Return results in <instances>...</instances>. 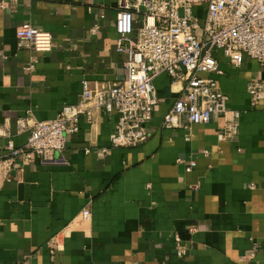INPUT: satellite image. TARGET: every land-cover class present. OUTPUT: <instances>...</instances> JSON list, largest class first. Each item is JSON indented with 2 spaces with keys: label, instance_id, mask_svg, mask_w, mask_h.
Wrapping results in <instances>:
<instances>
[{
  "label": "crops",
  "instance_id": "obj_1",
  "mask_svg": "<svg viewBox=\"0 0 264 264\" xmlns=\"http://www.w3.org/2000/svg\"><path fill=\"white\" fill-rule=\"evenodd\" d=\"M118 1L0 0V128L17 147L29 136L18 133L19 119L53 120L79 103L85 82L125 78ZM24 25L52 34L53 50L21 44ZM214 55L229 109L243 113L233 140H221L223 118L164 128L185 96L184 84L166 73L154 81L159 103L144 145L113 148L119 114L101 109L93 124L81 118L53 163H10L1 139L0 264H264V99L255 108L248 92L264 67L246 56L235 68L222 52Z\"/></svg>",
  "mask_w": 264,
  "mask_h": 264
},
{
  "label": "built area",
  "instance_id": "obj_2",
  "mask_svg": "<svg viewBox=\"0 0 264 264\" xmlns=\"http://www.w3.org/2000/svg\"><path fill=\"white\" fill-rule=\"evenodd\" d=\"M138 17L141 27L136 29ZM116 31L117 52L126 56L125 78L110 86L85 82L79 103L65 105L53 120L31 126L19 119L18 133L29 134L24 147L15 145L6 126L0 128L8 162H55V155L67 148V136L79 132L81 118L93 124L98 109L119 114L113 148L144 145L159 103L154 81L164 73L173 84H184L185 94L165 116L164 128L187 129L223 118L221 140L238 135L243 113L229 109V98L214 78L220 73L214 54L222 52L235 68H241L246 56L264 67V0H119ZM17 37L35 52L53 50L52 34L33 25L20 27ZM248 92L252 106L258 107L264 99V79L251 81ZM195 167L193 162L186 170ZM91 218L92 211L85 209L81 219ZM175 239L177 256L184 258L187 249L178 235Z\"/></svg>",
  "mask_w": 264,
  "mask_h": 264
}]
</instances>
